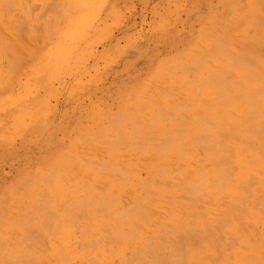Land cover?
Masks as SVG:
<instances>
[{"label": "rangeland", "instance_id": "374dc122", "mask_svg": "<svg viewBox=\"0 0 264 264\" xmlns=\"http://www.w3.org/2000/svg\"><path fill=\"white\" fill-rule=\"evenodd\" d=\"M28 1L33 2L34 7L26 0H19L16 6L11 2L15 9H7L6 5L9 4H5L6 7L1 4L2 9H5L4 12L1 9L0 13V49L8 52L2 53L0 50V264H92L93 257L87 253L94 248L87 247L96 244V240L100 241V233L114 226L112 221L113 225L108 220L110 225L107 224L100 212L98 206L101 203L98 202L102 200L118 201L106 202L107 211L113 213L147 196L150 202L147 200L145 203L154 213L150 212L153 213L152 219L149 218L151 222L144 227L148 232L141 229L144 235H148L146 237L153 236L150 234L156 226L167 237V231L174 229V225L182 223L183 226V222L186 224L191 218L189 227L187 224L183 228L181 226L183 230H205L203 223L208 221V225H211L206 229L209 227L219 234L226 232L224 225L217 231L212 228L214 218L211 215L208 217L202 213L204 221H198L199 216L187 215L181 206V198L167 193L160 195L159 190L151 187L153 179H148L147 174L152 170L155 179L164 182L166 180L158 173L172 167L170 170L174 171L176 177L180 166L187 162L175 157L178 154L176 149L182 144L179 140L185 139L186 145L182 144L185 149L202 139L200 146L197 143L193 148L186 149L191 150L187 152L190 156L204 153L206 138H199V133H206L202 136L207 137L209 131H226L230 127L229 131L237 132L238 126L244 129L246 125L245 114L252 113V110L260 111V108H250L248 103L243 105L246 101L243 97L246 98L248 93L256 96L259 92L257 84H248V65L245 71V61L242 63L237 58L234 60V57L249 58L248 64L252 60L261 61L257 62L260 70L254 68L251 74L255 76L250 77H256L257 80L258 74L264 72V25L258 30L261 34L256 33L261 24L259 21H264V0H65L62 8L59 5L64 0ZM24 3L27 5L22 7ZM67 4H71L72 9ZM50 6L56 9H50ZM46 7L47 10L41 11ZM60 11L63 17L59 16ZM18 16L21 17L20 22L25 21L22 22L24 25L15 20ZM262 50V55L257 58ZM234 61H240L242 67L234 65ZM233 65L240 67L232 69ZM218 70H222L219 77ZM239 76H247V81L244 79V83ZM233 82H236L235 86L238 83L244 87L242 92L238 85L237 89L233 86ZM209 84L223 86L217 88H222L220 92L225 98L219 95L221 100L213 99L217 97V89L213 92L215 87ZM226 84L230 88L229 92H234L230 93L233 99L240 93L243 96L238 98L243 102L241 109L240 103L237 105L235 100L232 103L231 97L226 98L230 95L226 96L222 92ZM223 102L229 104L230 109ZM151 121H154L153 126ZM225 121L227 126L224 124L225 128L219 130ZM143 123L145 126L142 128ZM240 127L238 130L242 131ZM169 128L172 131L169 132ZM166 132L172 134L167 135ZM133 135L136 136L133 138ZM165 136H170L167 143L171 149L164 140ZM145 138L150 141L156 139V144L145 142ZM159 142L160 145H157ZM135 144H141L139 150ZM134 148L141 151L140 154ZM164 152L165 155L168 153L167 156H164ZM120 168L125 170L122 172ZM198 169L201 172L208 170L204 165ZM104 174H109V177ZM147 185L151 188H147ZM259 198L264 199V194L259 195ZM151 200H154L153 203ZM188 200L185 203L193 206ZM44 204L49 206L48 210ZM37 207L42 209L38 210ZM111 216L106 215L110 220ZM205 216L212 220L205 221ZM44 223H47L46 227ZM106 224L110 227H105ZM179 228L180 225L175 229L181 233ZM142 231L140 234H143ZM175 235L178 236L177 233ZM137 236L134 234L133 237ZM171 237L168 235V238ZM67 249L73 251L66 254ZM199 251L198 248L189 249L187 254L190 260ZM217 253L212 254H216V260L220 254L219 251ZM62 261L64 263H58ZM113 263L119 264L118 259Z\"/></svg>", "mask_w": 264, "mask_h": 264}, {"label": "bare ground", "instance_id": "6f19581e", "mask_svg": "<svg viewBox=\"0 0 264 264\" xmlns=\"http://www.w3.org/2000/svg\"><path fill=\"white\" fill-rule=\"evenodd\" d=\"M10 1V2H9ZM15 1V0H14ZM13 1V2H14ZM16 1H19V0H16ZM15 1V4L11 1V0H2V3H1V0H0V13L3 9L2 7L5 6V4H9L6 5L5 7L8 9H10L12 6H11V2L16 6V2ZM22 1V0H21ZM32 1V0H30ZM51 1V0H50ZM53 1V0H52ZM26 2H29L28 0H26ZM61 3V1H59ZM57 3L58 5L60 3ZM68 2V1H67ZM31 3V2H29ZM28 3V4H29ZM53 3V2H51ZM50 3V4H51ZM64 3H66V1L64 0L63 4L59 5L60 8H62L61 6L65 5ZM1 4L3 6H1ZM12 4V5H13ZM25 4L24 3V6L22 7H25ZM34 7V3L32 2L31 3ZM31 4H29L31 6ZM49 4V3H48ZM49 4V5H50ZM55 4V3H54ZM76 4V3H75ZM233 4V3H232ZM13 5L12 9L15 7ZM23 5V4H22ZM27 5V4H26ZM37 5V4H36ZM35 5V6H36ZM47 5V3L45 4V6ZM52 5V4H51ZM71 4H67V6L69 7ZM41 6V5H40ZM43 6V5H42ZM44 6V7H45ZM55 6V5H54ZM52 6L54 9H56L57 5L54 7ZM83 6V5H82ZM29 8V6H27ZM51 6L49 7L50 9L52 8ZM65 7V6H64ZM84 7V6H83ZM52 8V9H53ZM58 7V9H60ZM66 8V7H65ZM71 8V6H70ZM2 9V10H1ZM15 9V8H14ZM23 9V8H22ZM31 9V7H30ZM37 9V8H36ZM39 9V8H38ZM48 8L46 7V9H41L42 10H47ZM67 9V8H66ZM72 9V8H71ZM70 9V10H71ZM232 9V7H231ZM35 10V9H34ZM62 10V9H61ZM33 11V10H31ZM50 11V10H49ZM59 11V10H58ZM76 11V10H75ZM81 11V10H80ZM4 12V10L2 11ZM30 12V10L28 11ZM32 13V12H31ZM47 13V12H46ZM51 13V12H50ZM53 13V12H52ZM61 13V11L59 12V14ZM2 14V13H1ZM24 15V14H23ZM40 16V15H38ZM59 16H62L63 15H59ZM24 17V16H23ZM61 17V18H62ZM65 17V16H64ZM248 17V15H247ZM21 17L18 16V20L15 19L16 21L20 22V19ZM39 18V17H38ZM258 18V17H256ZM40 19V18H39ZM63 19V18H62ZM248 19V18H247ZM259 19H261L259 17ZM22 20V19H21ZM53 20V19H52ZM244 20V19H243ZM246 21V20H245ZM248 21V20H247ZM263 20L259 21L261 24H259L258 26V29L257 30V34H261V32H258V30L260 29V26L263 27L264 24V21L262 22ZM23 21L20 22V24H22ZM25 22V21H24ZM23 22V23H24ZM46 22V21H45ZM61 22V21H60ZM82 22V21H81ZM43 23V22H42ZM48 23V22H47ZM65 23V22H64ZM72 22H70L71 24ZM18 24V23H16ZM20 24H18L20 26ZM53 24V23H51ZM58 24V23H57ZM24 25V24H22ZM56 25V24H55ZM33 26V25H32ZM38 27V26H37ZM49 27V26H48ZM72 27V26H71ZM23 28V27H22ZM39 28V27H38ZM257 28V27H256ZM41 29H42V26H41ZM44 29V28H43ZM40 30V29H39ZM8 31V30H7ZM37 31V30H36ZM36 33V32H35ZM256 36V35H255ZM32 37V36H31ZM36 37V36H35ZM68 38V37H67ZM72 38V37H71ZM215 38V37H214ZM213 38V39H214ZM263 38V37H262ZM5 39V38H4ZM40 39V38H39ZM1 40V39H0ZM38 40V39H37ZM6 42V40H5ZM222 42V41H221ZM2 44V43H1ZM7 43H5V46L7 47L6 45ZM4 45V44H3ZM22 45V44H21ZM8 46H9V42H8ZM12 46V45H11ZM5 48V47H4ZM8 48V47H7ZM263 49V48H261ZM260 49V50H261ZM1 50V49H0ZM2 50H6V49H2ZM1 52H6V51H2ZM10 51V49H8ZM69 51V50H68ZM221 52V51H220ZM247 52V51H246ZM8 53V52H6ZM11 53V51H10ZM260 54L257 55V58L259 57V55H262L261 53H263V50L262 51H259ZM210 54V53H209ZM246 54V53H245ZM5 55V54H4ZM223 55V54H222ZM7 56V55H6ZM14 56V55H12ZM4 57V56H3ZM220 57V56H219ZM263 57V56H261ZM7 58V57H6ZM218 58V57H217ZM237 58V60H240L242 63H243V60L245 61V63L243 64V68L244 70L246 71V66L248 65V68L249 69V72L250 74L248 73V70H247V73L249 76L248 77V84H257V91L259 92L258 95L256 96H253V94H249V96L247 97L246 95V98L243 97L240 93V91L242 90V88L244 87H241L240 84L238 85V83L235 84L236 82H233V86L236 88V87H240V91L238 90V92L240 93L239 97L235 96V94L233 96H235L233 99L231 94L233 92L230 91V88L228 86V84H226V87L228 86V89L224 86V91H226V93L222 90V92L226 95H230V96H227L226 98H232L231 101L233 103V101L236 103L237 102V105L239 104V109H241V104L243 103L242 102V99L238 100V98H240L241 96L243 97V100L246 99V101L243 103V105L245 103H248V106L250 108H260V111H256L254 112V110H252L251 112L252 113H247L245 114V118L247 117L246 121L244 123H246L245 127H243L244 129H242V126H238L237 128L239 129V127L242 129V131H239L238 129L235 130L237 132H234L233 131H229L231 130V127L229 130H226L224 131L223 129L225 128L226 125V121L223 122V124L221 125L222 126V129H220L219 127V130H223V131H216V132H213L211 133L210 131L208 133H210L207 137L205 136H202L203 134H206V133H199V138L203 137V138H206V144H207V148L205 149L204 146L206 145H203V148L206 150L204 153H195L194 155H191L188 154L187 152L191 151L190 149H186V148H193V146L199 145V142L202 140H199L197 141V143L194 144L193 146H185L186 148H184V140H179L182 144L179 145V148L178 150L176 149L177 153L175 157H180V159L184 160H187V162H185V164H183L184 166H180L181 168H179V171L177 172L176 174V177H174V171L170 170L171 168H168V169H162L158 174H162V177L166 180L164 182H158L155 178V176H153V172H151L152 170H149L148 172V176L147 178L149 179H153V181L151 182V187L153 188V190H159L161 192L160 195H163V193H167V194H172L173 196H178V198L180 197L181 201V206L184 207L185 209V212L187 213V215H192L193 217H198L197 220L199 221V219H203V216L206 214L207 216L211 215L214 221V226L212 224V228L214 227L215 228V231H217L221 226L223 227V225L225 226L226 228V232L224 233H221L219 234V232L215 233L213 232V229L211 230L210 225H208V221H206L207 219L209 221L211 220L209 218H206L205 216V224L203 223V225H201L203 227V229L205 230H201V231H195V230H183L182 228L187 226L188 227L190 226L188 223L192 220V218L190 219L189 222H187L186 224L185 221L183 222V226L181 224L180 225V228L182 226V228L179 230L181 231L178 232V229H175V228H178L179 225L177 223V221L175 223H177V225H174V229H171L170 231H167L168 234L167 237L164 236V232L161 231V229L157 228L158 226H156L155 228L156 229H152L151 231L153 232L152 234L150 235H153L152 237H146L148 235H144L145 232L143 233L142 230L144 231H147L148 229L145 228V224L146 223H150V219L151 218V214H153L154 210L151 211L149 208H148V205L145 203L147 200H148V197L146 196H143L141 198H139L136 203H132L129 205V207L127 208H119V210H116L112 213V211H107L108 207L106 205V201L105 200H102L101 202H98V203H101V205H99L98 207L100 208V212L102 213L103 217L105 218L106 222L108 220L109 223H111V225H113L114 223V226H112V228L109 230V229H106L104 231V233H100L101 234V237H100V241L99 240H96V244L94 245H91L88 246L87 248H94L93 249H90L91 251L89 252V254L87 253V255L89 256H92L93 257V260H92V264H114L113 262L118 259L119 261V264H212V261H213V264H264V258H262L261 256H264V199H261L259 198V195L261 194H264V72L262 73H259L258 76H257V80L255 79L256 77H250V76H255V75H252L251 72H254V68L255 69H259L260 68L257 66V62H259L260 60H258L257 62L255 61H251L252 65L251 64H248L247 63V59L245 60V57H234V60ZM68 59V58H67ZM242 59V60H241ZM236 60V61H237ZM250 60V59H249ZM222 61V60H221ZM236 61H234V65L236 64L238 66L239 63H241L240 61H238L236 63ZM255 62V63H254ZM261 62V61H260ZM60 63V62H59ZM247 63V64H246ZM227 64V63H226ZM254 64H256L254 66ZM59 65V64H58ZM228 65V64H227ZM233 65V66H234ZM241 65L242 67V64H239ZM11 66V65H10ZM232 66V65H230ZM237 66H234L232 67L235 68V69H238ZM257 66V67H256ZM261 66V64H260ZM16 67V66H15ZM228 68L229 65H228ZM242 68V70H243ZM14 69V68H12ZM16 69V68H15ZM171 69V68H170ZM263 69V68H262ZM52 70V69H51ZM57 70V68H56ZM226 70V69H225ZM219 71V70H218ZM222 71V70H220ZM219 71V72H220ZM237 73H239V71L235 70ZM258 71V70H257ZM262 71V70H261ZM167 72V71H166ZM170 72V71H169ZM212 72V71H211ZM210 72V73H211ZM224 72V71H223ZM226 72V71H225ZM240 72H241V68H240ZM14 73V72H13ZM218 73V72H217ZM216 73V75H217ZM219 74L218 73V77H219ZM225 74V73H224ZM243 74V73H242ZM167 75V74H166ZM165 75V76H166ZM212 75L214 76L215 73ZM225 75H228V73H226ZM261 75V76H260ZM263 75V76H262ZM168 76V75H167ZM241 76V75H240ZM239 76V79L241 78ZM247 76L246 77H242L241 79L243 80V82L245 83L247 80ZM172 77V76H171ZM216 77H214L213 79H215ZM237 78V77H236ZM246 78V79H245ZM250 78H254L253 80ZM260 78V79H258ZM229 79H230V76H229ZM246 81H245V80ZM11 80V79H10ZM211 80V79H210ZM221 80V79H220ZM222 80H223V77H222ZM227 80H228V77H227ZM229 81V80H228ZM240 81V80H238ZM256 81H259V82H256ZM224 83V81H221ZM207 83V82H206ZM222 85H225L223 84ZM211 84V83H210ZM209 84V85H210ZM232 84V83H231ZM8 85V84H7ZM193 85V84H192ZM203 85V84H202ZM200 85V86H202ZM212 85V84H211ZM210 87H215L213 88V92H215L214 89H217V93L215 92L216 96L215 98L213 99H216L218 98V101L221 100V97L219 98V95L222 96V93L220 92L221 89L223 88V86L221 85H213ZM238 85V86H237ZM198 86V85H196ZM208 86V85H206ZM217 86H221L220 88ZM232 86V88H233ZM247 86V85H246ZM3 87V86H2ZM199 88V87H198ZM234 88V89H235ZM197 89V88H196ZM218 89L219 92L221 93H218ZM237 89V88H236ZM247 89V88H246ZM228 90V91H227ZM245 91V89H244ZM185 92V91H184ZM242 92V91H241ZM231 93V94H230ZM234 93V92H233ZM254 93V92H253ZM198 94V93H197ZM223 94V95H224ZM200 95V94H199ZM202 97V96H201ZM237 97V99H236ZM184 98V97H183ZM225 97L222 96V99H224ZM188 100V99H187ZM215 100V102H216ZM238 100V101H237ZM230 101V103H231ZM213 103L215 106L216 103ZM226 102V100H225ZM224 103V102H223ZM228 103V102H227ZM198 104V103H197ZM225 104V107L229 108L230 107L228 106L229 104ZM227 105V106H226ZM211 106V107H213ZM246 106V105H245ZM244 107V106H242ZM225 108V109H226ZM227 108V109H228ZM232 108V106H231ZM234 108V107H233ZM236 108V107H235ZM238 108V106H237ZM215 109V108H213ZM226 109V111L228 112V110ZM234 109H232L233 111ZM176 111V110H175ZM215 111L217 112L218 110L215 109ZM214 111V112H215ZM237 111V109L235 110ZM240 110H238L237 112H239ZM219 112V111H218ZM229 112H231V110H229ZM200 113V112H199ZM232 113V112H231ZM235 112H233L234 114ZM256 113V114H255ZM236 114V113H235ZM213 115V114H212ZM228 115V114H227ZM237 115V114H236ZM249 115V117H248ZM222 116V115H221ZM238 116V115H237ZM239 116H242V115H239ZM242 116V117H244ZM214 117V115H213ZM233 117V116H231ZM209 118V117H208ZM225 118V116L223 117ZM237 118V117H236ZM191 119V118H190ZM214 119L213 122L216 121L215 117L212 118ZM154 120V119H153ZM197 120V119H195ZM207 120V119H206ZM210 120V119H209ZM208 120V122H209ZM233 120V119H232ZM140 121V120H139ZM160 121V120H158ZM157 121V122H158ZM152 122V121H151ZM154 122V121H153ZM153 122H152V126H153ZM229 122V121H227ZM241 122V121H240ZM138 123V122H137ZM200 123V122H199ZM210 123H211V120H210ZM242 123V124H244ZM130 124V123H129ZM134 124V123H132ZM148 124V123H147ZM225 124V126H224ZM232 124V123H231ZM240 124V123H239ZM240 124V125H242ZM140 125V123H139ZM157 125V124H155ZM191 125V124H190ZM194 125V124H193ZM196 125V124H195ZM236 125V124H235ZM145 126V124L143 123V126L141 125V127L143 128ZM148 126V125H147ZM151 126V127H152ZM192 126V125H191ZM208 126V125H207ZM211 126V125H210ZM215 125H213L214 127ZM224 126V127H223ZM230 126V125H229ZM231 126L234 127V125L232 124ZM237 126V125H236ZM156 127V126H155ZM183 127V125H182ZM181 127V128H182ZM199 127V126H198ZM216 129H218L217 126H215ZM232 127V128H233ZM148 128V127H147ZM145 127V129H147ZM167 128V127H166ZM172 128V127H171ZM179 127V129H181ZM185 128H186V124H185ZM206 128V127H205ZM212 128V127H211ZM228 128V127H226ZM151 129V128H149ZM154 129V127L152 128ZM184 129V128H182ZM233 129H236V128H233ZM142 130V129H141ZM160 130V129H159ZM170 131H172V129L170 130L167 129ZM194 130V129H193ZM209 130V129H208ZM146 131V130H145ZM150 131V130H149ZM155 131V130H154ZM165 131V130H164ZM189 131V130H188ZM191 131V130H190ZM197 131V130H196ZM195 131V132H196ZM215 131V130H214ZM152 132V131H151ZM150 133V132H149ZM158 133V132H156ZM155 133V134H156ZM162 133V132H161ZM167 135L169 134H172V133H168L166 132ZM147 134V133H146ZM151 134V133H150ZM160 134V133H159ZM149 135V134H148ZM198 135V134H197ZM136 136V135H135ZM134 135L132 136L133 138L135 137ZM150 136V135H149ZM153 136V135H152ZM178 136V135H176ZM166 138H164V140L166 141V143L169 141L168 139H170V136H165ZM148 138V137H147ZM154 138H156V135H154ZM180 138V136L178 137ZM186 138V137H185ZM138 139H140L138 137ZM150 139V138H149ZM181 139V138H180ZM191 139V138H190ZM113 142H114V139H112ZM144 141L146 140L143 139ZM152 141L150 140H146V141H150V142H153L154 144H156V142L153 141V138L151 139ZM163 142L164 140L161 139ZM160 140V141H161ZM121 141V140H120ZM123 141V140H122ZM145 141V142H146ZM175 141V140H174ZM176 141H178V139L176 138ZM175 141V142H176ZM174 142V143H175ZM203 142V140L201 141V143ZM111 143V142H110ZM123 142H121L122 144ZM138 143V142H137ZM148 143V142H147ZM152 143V144H153ZM170 143V142H169ZM200 143V144H201ZM120 144V143H118ZM126 144V142H125ZM153 144V146H154ZM128 145V144H127ZM136 145V144H135ZM140 145L141 144H138L136 145L137 149L139 150L140 149ZM149 145V143H148ZM147 145V147H148ZM157 145H160V142L159 144L157 143ZM155 145V147H157L159 149V147ZM168 145V143H167ZM129 146V145H128ZM170 146V145H168ZM200 146V145H199ZM113 147V146H111ZM123 147H126L127 146H123ZM146 147V148H147ZM154 147V148H155ZM173 147V146H172ZM183 147V148H182ZM126 148L124 150H126ZM169 148V147H168ZM202 148V149H203ZM120 149V148H119ZM122 149V147H121ZM129 149V148H127ZM135 149V148H134ZM137 149H135L134 151L138 152ZM148 149V148H147ZM170 149H171V146H170ZM173 149V148H172ZM143 150V148L141 149ZM108 151H111L108 150ZM164 151V150H162ZM167 151V150H166ZM170 151V150H168ZM113 152V151H112ZM141 152V151H139ZM138 152V154H140ZM173 151H171V155ZM133 153V152H132ZM152 153V152H151ZM154 153V152H153ZM161 154L163 152H160ZM158 153V155L160 154ZM167 153V152H166ZM170 153V152H169ZM109 154H112V153H108ZM150 154V153H148ZM168 154V153H167ZM167 154L165 155V152H164V156H167ZM175 154V153H174ZM179 155V156H178ZM156 157V156H154ZM116 158V157H115ZM117 159V158H116ZM153 159V158H152ZM156 159V158H155ZM159 159V158H158ZM192 159H194L193 161L195 162H192ZM161 160H163L162 158V155H161ZM179 160V161H181ZM177 161V162H179ZM117 163V162H116ZM176 163V162H175ZM105 164H103L104 166ZM200 165H204V167L208 168V170L206 169V171H200L198 168ZM100 165V167H103ZM116 166V164H115ZM164 166V165H162ZM166 166V165H165ZM164 166V167H165ZM111 167V166H110ZM113 167V166H112ZM149 167H151L149 165ZM104 168V167H103ZM107 167H105L106 169ZM117 168V167H116ZM128 168V167H126ZM203 168V167H202ZM113 169V168H112ZM122 169V168H120ZM173 169V168H172ZM110 170V169H109ZM123 170L125 169H122V172ZM202 170V169H201ZM204 170V168H203ZM102 172H105V170H102ZM107 172V171H106ZM125 172V171H124ZM128 173V172H127ZM111 174V173H110ZM116 173L114 172V175ZM126 174V173H125ZM125 174H123L125 176ZM105 175V174H104ZM109 174L105 175V176H108ZM113 175V173H112ZM131 175V174H130ZM127 176V174H126ZM125 176V178H126ZM133 176V175H132ZM109 177V176H108ZM112 177V176H111ZM110 177V178H111ZM117 177H120L119 175ZM104 178V177H103ZM114 178V177H112ZM131 178V176L129 177ZM52 179V178H51ZM118 179V178H117ZM116 179V180H117ZM122 180V178H121ZM77 181V180H76ZM75 181V182H76ZM115 181V179L113 180ZM129 181V179H128ZM131 181V180H130ZM145 181H147V179H145ZM151 181V180H149ZM46 182V181H45ZM51 182V181H50ZM49 182V183H50ZM59 182V181H58ZM78 182V181H77ZM76 182V183H77ZM116 182V181H115ZM144 182V181H143ZM44 183V181H43ZM48 183V182H46ZM53 183V182H52ZM74 183V182H73ZM72 183V184H73ZM147 183V182H145ZM45 184V183H44ZM112 184V183H111ZM114 184V183H113ZM131 184V182L129 183ZM143 184V183H141ZM161 184V185H160ZM51 185V184H49ZM75 185V184H74ZM26 186V185H25ZM105 186V185H104ZM139 186V185H138ZM149 185H147V188H151L150 186L148 187ZM88 187V186H87ZM125 188V187H124ZM143 187H141L140 189H142ZM144 188H145V185H144ZM144 188L142 189L143 190V193H144ZM92 188L90 187V190ZM96 189V188H95ZM110 189L111 186H110ZM139 189V188H137ZM139 189V191H140ZM71 190V189H70ZM89 191V190H87ZM138 191V192H139ZM55 192V191H54ZM95 192V191H94ZM136 192V193H138ZM147 192V191H146ZM149 192V191H148ZM45 192H43L42 194H44ZM89 193V192H88ZM99 194V192H96ZM142 193V192H140ZM152 193V192H150ZM155 193V192H154ZM152 193V194H154ZM40 194V196L42 195ZM48 193H46L47 195ZM54 194V193H53ZM80 194V193H79ZM124 194V193H123ZM101 195H103L101 193ZM156 195V194H154ZM44 196V195H43ZM69 196V195H68ZM67 196V197H68ZM93 196V195H92ZM107 196V195H106ZM106 196H105V199H106ZM125 196V195H124ZM153 196V195H152ZM48 197V195L46 196V198ZM85 197V196H84ZM113 197V196H112ZM151 197V196H150ZM158 197V196H156ZM162 198V196H159ZM165 197V196H164ZM167 197V196H166ZM42 198V196H41ZM40 198V199H41ZM44 198V197H43ZM42 198V199H43ZM49 198V197H48ZM47 198V199H48ZM87 198V197H86ZM94 198H97V197H94ZM101 198V197H100ZM99 198V199H100ZM118 198V197H116ZM175 198V197H174ZM188 200V202H192L193 206L190 204L188 206V204L185 203V201ZM41 199V200H42ZM57 199V198H56ZM103 199V197L101 198ZM115 199V198H114ZM39 200V199H38ZM51 200V199H50ZM90 200V199H89ZM150 200V199H149ZM148 200V201H149ZM171 200V199H170ZM169 200V201H170ZM43 201V200H42ZM81 201V200H80ZM86 201V200H85ZM117 201V200H116ZM114 200H111V201H108L110 203H113V202H116ZM152 201V200H151ZM154 201V200H153ZM153 201L151 203H153ZM41 201L39 200V203ZM54 202V200L52 201ZM118 202V201H117ZM150 202V201H149ZM147 202V203H149ZM158 202V201H156ZM154 202V203H156ZM168 202V201H167ZM45 203H46V200H45ZM51 203V201H50ZM50 203H47L48 205ZM59 203V202H57ZM170 203V202H169ZM95 204V203H94ZM109 204V203H108ZM158 204V203H156ZM171 204V203H170ZM172 204H173V200H172ZM198 204H202V206L199 208L197 207ZM36 205V204H34ZM42 205V204H40ZM45 205V204H44ZM77 205V204H76ZM79 205V204H78ZM114 205V204H113ZM113 205L111 206V208H113ZM116 205V203H115ZM119 205V203L117 204ZM116 205V206H117ZM46 206V205H45ZM44 208H49V206H46ZM195 206V207H194ZM36 207V206H35ZM43 207V206H42ZM41 207V209H42ZM96 208L99 210V208ZM173 207V206H172ZM197 207V209H196ZM38 208V207H37ZM35 208V209H37ZM43 208V209H44ZM167 208V207H166ZM202 208V209H200ZM40 209V207L38 208V210ZM40 209V210H41ZM52 209V208H51ZM95 209V210H96ZM46 210V209H44ZM50 210V209H49ZM92 210V209H91ZM90 210V211H91ZM112 210V209H111ZM51 211V210H50ZM173 211H177V210H173ZM104 212V213H103ZM150 212H153V213H150ZM184 212V213H185ZM199 212L204 213V215L201 214L199 215ZM29 213V212H28ZM53 213V212H52ZM97 213V212H96ZM106 213V214H105ZM156 213V212H155ZM172 213V212H171ZM185 213V214H186ZM49 214V213H48ZM54 214V213H53ZM52 214V217L55 215ZM71 214V213H70ZM113 214V216L111 215ZM156 214H159V213H156ZM155 214V215H156ZM175 214V213H174ZM172 214V215H174ZM51 215V214H50ZM91 215V214H90ZM106 215H109L111 216V220L109 217H106ZM161 215V214H160ZM177 215V214H175ZM174 215V216H175ZM40 216V214H39ZM45 216V215H44ZM57 215H55L56 217ZM73 216V215H72ZM202 218H201V217ZM208 216V217H209ZM59 217V216H58ZM99 217V216H98ZM167 217V216H166ZM173 217V216H172ZM39 218V217H38ZM75 218V216H74ZM72 219L73 221V218H70ZM152 219V218H151ZM174 219V217H173ZM30 220V219H29ZM37 220V219H36ZM75 220V219H74ZM195 220V219H193ZM3 221V220H2ZM52 221V220H51ZM67 221V220H66ZM76 221V220H75ZM113 223H112V222ZM168 221V220H167ZM204 221V219H203ZM212 221V222H213ZM45 222V221H44ZM61 222V221H60ZM105 222V223H106ZM107 222V224H109ZM193 222H196L193 221ZM10 223V222H9ZM27 223V221L25 222ZM49 223V222H48ZM71 223V221H70ZM77 223V222H76ZM75 223V224H76ZM105 223H102V224H105ZM161 223V222H160ZM197 223V222H196ZM201 223V221H200ZM210 223V222H209ZM43 224V223H42ZM45 224V223H44ZM47 224V223H46ZM46 224H45V227H46ZM61 224V223H60ZM79 224V222H78ZM105 225V227H110L108 225ZM192 224V223H191ZM12 225V224H11ZM10 225V226H11ZM24 225V224H23ZM110 225V224H109ZM195 225V224H194ZM26 226V225H25ZM52 226L51 228H53V225H50ZM151 226V225H149ZM178 226V227H177ZM200 226V227H201ZM209 226L207 229L206 227ZM161 227V225H160ZM221 227V229H222ZM44 228V227H43ZM224 228V227H223ZM40 229H41V226H40ZM56 229H58V227H56ZM60 229V227H59ZM142 229V230H141ZM147 229V230H146ZM169 229V228H167ZM189 229V228H188ZM202 229V228H201ZM209 229V230H208ZM44 230V229H43ZM52 231V229H50ZM103 230V229H102ZM220 230V229H219ZM224 230V229H223ZM39 231H42V230H39ZM57 231V230H55ZM60 231V230H59ZM142 231L143 234H140ZM174 231V232H173ZM177 231V232H176ZM225 231V230H224ZM49 232V231H48ZM148 232V231H147ZM166 232V233H167ZM171 232V233H169ZM82 233V232H81ZM178 234L172 236L170 234ZM180 233V234H179ZM189 233V234H187ZM191 233H194V234H191ZM134 234H138L137 237H133ZM39 235V234H38ZM103 235V236H102ZM168 235L170 238H168ZM53 236V235H52ZM31 238V237H30ZM164 238V240H163ZM32 239V238H31ZM168 240V241H167ZM40 242V241H39ZM81 242V241H80ZM79 242V243H80ZM194 242V243H193ZM49 243V242H48ZM73 243V242H72ZM78 243V244H79ZM5 244V243H4ZM197 246H195V245ZM2 245V244H1ZM72 245V244H71ZM26 246V245H25ZM222 246H226L227 248H222ZM29 247V246H28ZM32 247V246H30ZM43 247V246H42ZM201 247V248H200ZM41 248V247H40ZM191 248H198L199 251L198 252V255L195 257V258H192L190 260V257L188 256L189 254H187V251ZM203 248V249H202ZM43 249V248H42ZM86 251V249H84ZM93 250V252H92ZM168 250V251H166ZM38 251V250H36ZM59 251V249H58ZM63 251V250H62ZM68 254L72 251H70L69 249L65 250ZM219 251V255L218 256V259L216 260L214 256L215 255H212L214 254L215 252L217 253ZM28 252V251H27ZM61 252V250L59 251ZM58 253V255H60ZM92 252V253H91ZM168 252V253H166ZM210 252V253H209ZM214 252V253H213ZM56 253V252H55ZM56 253V254H57ZM97 253V254H96ZM34 254V253H33ZM38 254V253H37ZM74 254V253H73ZM218 254V253H217ZM223 255V256H222ZM40 256V255H39ZM77 256V255H76ZM191 256V255H190ZM67 257V255H66ZM65 257V259H66ZM25 259V258H24ZM60 259V258H59ZM69 259V258H68ZM215 260V262H214ZM222 260V261H221ZM30 261V260H28ZM218 261V262H216ZM221 261V262H220ZM22 262V261H21ZM26 262V260L24 261ZM37 262V261H36ZM12 263V262H11ZM58 263H64L63 261L62 262H58ZM22 264V263H21ZM38 264V263H37ZM91 264V263H90Z\"/></svg>", "mask_w": 264, "mask_h": 264}]
</instances>
